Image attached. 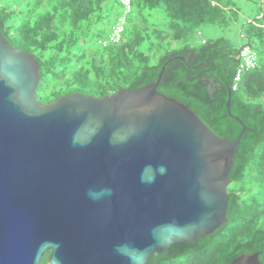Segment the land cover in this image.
<instances>
[{
	"label": "water",
	"instance_id": "water-1",
	"mask_svg": "<svg viewBox=\"0 0 264 264\" xmlns=\"http://www.w3.org/2000/svg\"><path fill=\"white\" fill-rule=\"evenodd\" d=\"M39 69L0 30V264H40L48 251V264H147L227 224L246 131L231 93L243 132L230 142L157 91L164 68L140 89L47 104Z\"/></svg>",
	"mask_w": 264,
	"mask_h": 264
},
{
	"label": "trees",
	"instance_id": "trees-1",
	"mask_svg": "<svg viewBox=\"0 0 264 264\" xmlns=\"http://www.w3.org/2000/svg\"><path fill=\"white\" fill-rule=\"evenodd\" d=\"M132 3L131 14H125L120 0H0V30L15 49L39 62L42 104L73 93L105 97L140 89L157 82L164 68L157 91L187 106L212 133L231 142L243 132L227 111L231 93L230 112L246 131L229 174L228 222L147 264H231L255 253L264 264V10L258 26L247 31L248 39L257 41V66L232 91L239 62L234 46L224 36L199 46L184 42L203 26L226 31L234 10L219 0ZM113 6L123 11L118 18L127 17L125 33L121 43L102 46L95 31L99 25L111 30ZM175 42L182 46L173 47ZM50 85L52 92L44 94ZM50 256L46 252L40 264H48Z\"/></svg>",
	"mask_w": 264,
	"mask_h": 264
},
{
	"label": "rangeland",
	"instance_id": "rangeland-1",
	"mask_svg": "<svg viewBox=\"0 0 264 264\" xmlns=\"http://www.w3.org/2000/svg\"><path fill=\"white\" fill-rule=\"evenodd\" d=\"M221 4L228 7L229 9L234 10L231 13H228L229 17V28L226 31H222L213 25L203 26L199 29L198 33H194L191 37L189 36L187 41L184 43L193 46H199L203 40H213L224 36L239 52L242 47L250 45L254 51L257 52V41L252 38L248 39L247 31H249L250 26H258L257 20L260 19L259 16L264 10V0H219ZM123 12L118 6H113L111 8V19L107 26L111 27L117 23L119 13ZM161 21H163L161 19ZM242 33V36H241ZM101 36L100 39L108 41L110 31L107 30V27L104 25H99V28L95 31V35ZM249 34V32H248ZM96 39V37L94 38ZM181 43H174L173 47H180ZM259 47V46H258ZM257 49V50H255ZM261 51V50H260ZM258 54L259 51H258ZM259 60V57H258ZM52 85H50L44 94H50L52 92ZM41 92V90L39 91ZM48 93V94H47ZM43 95V93L41 92ZM47 104V103H45ZM231 186H229L230 188Z\"/></svg>",
	"mask_w": 264,
	"mask_h": 264
},
{
	"label": "built area",
	"instance_id": "built-area-1",
	"mask_svg": "<svg viewBox=\"0 0 264 264\" xmlns=\"http://www.w3.org/2000/svg\"><path fill=\"white\" fill-rule=\"evenodd\" d=\"M122 5L125 8V12L131 11V0H121ZM126 18L122 17L118 20V23L112 27V33L108 41L101 40L99 44L106 46L109 43L117 44L121 41L123 33L125 31ZM258 55L251 47L246 46L242 49L240 54V61L236 68V74L233 81V91H237L239 88L240 80L245 72L254 69L257 65Z\"/></svg>",
	"mask_w": 264,
	"mask_h": 264
},
{
	"label": "clouds",
	"instance_id": "clouds-1",
	"mask_svg": "<svg viewBox=\"0 0 264 264\" xmlns=\"http://www.w3.org/2000/svg\"><path fill=\"white\" fill-rule=\"evenodd\" d=\"M120 3H121V0H120ZM121 6H122V9H123V11H124V13L125 14H131V12H132V9H133V3H132V0H131V6H132V8H131V11L130 12H128V13H126L125 12V8H124V6L122 5V3H121ZM122 17H125L126 18V20H127V17L126 16H121V17H119L118 19H117V23H118V20L120 19V18H122ZM261 17V16H260ZM116 23V24H117ZM115 24V25H116ZM115 25H113V26H115ZM113 26H111V30H110V34H109V38H110V35H111V33H112V27ZM124 33H125V31H124ZM124 33H123V36H124ZM123 36H122V39H123ZM122 39H121V41H122ZM101 40H104V39H100L99 41H101ZM109 40V39H108ZM121 41L119 42V43H121ZM203 42H204V40H203ZM119 43H117V44H119ZM108 45V44H107ZM249 47H251L250 45H248ZM244 47H246V46H244ZM244 47H242L241 48V50L239 51L240 52V54H241V51H242V49L244 48ZM252 48V47H251ZM238 52V53H239ZM238 53H237V58H238V61H240V55L238 56ZM258 55V54H257ZM239 63V62H238ZM257 66V65H256ZM253 70V69H252ZM251 71V70H250ZM234 81V80H233ZM233 87V86H232ZM121 90V89H120ZM233 91V90H232ZM115 94V93H114ZM70 95V94H69ZM63 97V96H62ZM61 98V97H60ZM58 100V99H57ZM54 102V101H53Z\"/></svg>",
	"mask_w": 264,
	"mask_h": 264
}]
</instances>
